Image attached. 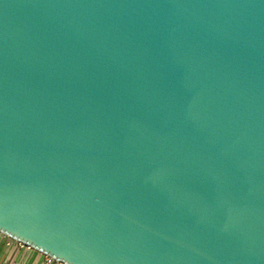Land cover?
I'll return each instance as SVG.
<instances>
[{"label":"water","instance_id":"obj_1","mask_svg":"<svg viewBox=\"0 0 264 264\" xmlns=\"http://www.w3.org/2000/svg\"><path fill=\"white\" fill-rule=\"evenodd\" d=\"M0 231L264 264V0H0Z\"/></svg>","mask_w":264,"mask_h":264},{"label":"built area","instance_id":"obj_2","mask_svg":"<svg viewBox=\"0 0 264 264\" xmlns=\"http://www.w3.org/2000/svg\"><path fill=\"white\" fill-rule=\"evenodd\" d=\"M4 244H7L8 246H11L12 244H17V246L20 249L37 250L33 246L25 242L19 241L17 239H14L8 236L7 234H5L4 232L0 231V250ZM37 251L41 252L40 250H37ZM41 253L44 256V264H67L65 261L58 260L49 254H46L44 252H41ZM0 264H22V260L17 255L14 256L13 258L4 256V257H0Z\"/></svg>","mask_w":264,"mask_h":264},{"label":"crops","instance_id":"obj_3","mask_svg":"<svg viewBox=\"0 0 264 264\" xmlns=\"http://www.w3.org/2000/svg\"><path fill=\"white\" fill-rule=\"evenodd\" d=\"M16 255L21 258L22 264H44V256L37 250L20 249L17 244H4L0 250V257L13 258Z\"/></svg>","mask_w":264,"mask_h":264}]
</instances>
